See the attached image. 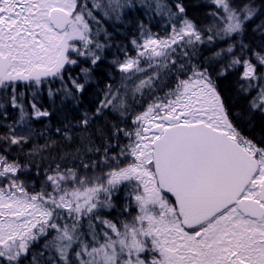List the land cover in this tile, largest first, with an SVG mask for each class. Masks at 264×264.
<instances>
[{"label":"snow or ice","instance_id":"1","mask_svg":"<svg viewBox=\"0 0 264 264\" xmlns=\"http://www.w3.org/2000/svg\"><path fill=\"white\" fill-rule=\"evenodd\" d=\"M0 264H264V0H0Z\"/></svg>","mask_w":264,"mask_h":264}]
</instances>
